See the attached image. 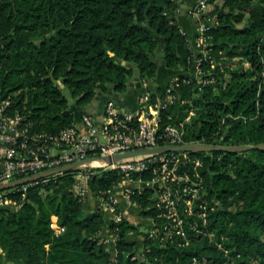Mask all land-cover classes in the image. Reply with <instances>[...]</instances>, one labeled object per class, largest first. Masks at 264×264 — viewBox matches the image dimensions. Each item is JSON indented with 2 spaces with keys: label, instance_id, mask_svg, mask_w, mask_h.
Instances as JSON below:
<instances>
[{
  "label": "trees",
  "instance_id": "16d2710c",
  "mask_svg": "<svg viewBox=\"0 0 264 264\" xmlns=\"http://www.w3.org/2000/svg\"><path fill=\"white\" fill-rule=\"evenodd\" d=\"M206 1L202 18L214 24L202 55L172 14L175 0H0V101L10 96L28 134L54 133L87 112L98 91L122 90L132 74L154 79L161 57L177 79L167 84L174 98L160 111L158 133L183 121L187 139L262 141L264 0ZM199 56L202 72L194 75ZM191 154L203 160L198 201L207 208L204 221L197 207L187 215L179 206L187 244L174 227L161 241L143 231L138 255L126 233L139 225L114 219L99 202L87 205L90 193L106 198L118 170L93 167L81 197L73 188L79 167L72 166L28 183L25 196L18 185L0 190L17 201L0 206V264H264V148ZM131 197L141 214L171 224L158 215L152 190ZM111 211L121 210L115 203ZM53 214L64 226L59 233L50 225ZM106 230L114 240H104Z\"/></svg>",
  "mask_w": 264,
  "mask_h": 264
},
{
  "label": "built area",
  "instance_id": "2783aa9c",
  "mask_svg": "<svg viewBox=\"0 0 264 264\" xmlns=\"http://www.w3.org/2000/svg\"><path fill=\"white\" fill-rule=\"evenodd\" d=\"M207 8L206 0H197L192 8V14L199 16L201 12L205 13ZM202 17L198 21V32L194 37V44L191 42L190 44L194 46L195 52L205 55L208 51L206 47L208 34L205 31L209 24H214V20L209 17L204 19ZM210 58V64L213 66V59ZM201 59L202 56L196 58L194 75L202 72ZM176 79L177 76L173 75L170 86ZM198 80L203 82L204 79L198 78ZM213 80L214 78L210 79V81ZM173 98L174 94L169 86L164 93L153 94L146 91L135 111H122L117 103L109 98L104 104L100 121H96L92 113L87 111L82 113L78 120L57 132L28 134L26 127L20 126V120L23 116L18 111L10 109L11 98L6 96L0 101V182L40 172L95 154L113 153L117 150L160 143H184L191 140H202L192 136L187 139L183 121L166 123L163 132L158 133L160 111ZM190 113L185 119L189 118ZM182 162L188 163L189 170L180 168ZM202 165L203 160L200 156L191 154V151L176 150L163 151L141 160L111 164L104 161L82 163L76 165L79 169L74 174L73 188L83 197L89 193L87 177L92 172L93 167L116 168L119 178L111 188L106 190V198L91 193L90 197H94L97 203L102 204L117 220L122 216L121 211L112 212L111 209L113 204H118L119 197L123 196L129 202L137 204L131 197L132 193L149 188L157 198L156 205L162 208L158 215L164 216L169 222L171 220V224L169 225L167 221L159 223L153 216L148 215L150 222L145 229L146 236L161 241L165 236L170 235V228L174 227L183 237L181 243L187 244L189 237H187L183 227L187 220L179 210V206H183V212L187 215L194 213V208L197 207V213L203 216L205 221L206 216L204 215L207 204L198 201L202 192V179L199 174ZM144 173H148V176L143 175ZM49 175L42 176V181L49 180L50 177H47ZM36 179L18 184L20 187L17 188H21L22 196H25L28 183ZM16 204V199L5 193H0V206H15ZM50 225L55 233L64 230V226L58 222L55 214L51 216ZM191 227L195 228V225L191 224ZM195 230L205 233L201 228H195ZM106 232L104 240H114L112 234L108 230ZM210 239H212L211 236ZM216 244L222 246L220 242H216Z\"/></svg>",
  "mask_w": 264,
  "mask_h": 264
},
{
  "label": "crops",
  "instance_id": "0c3cea01",
  "mask_svg": "<svg viewBox=\"0 0 264 264\" xmlns=\"http://www.w3.org/2000/svg\"><path fill=\"white\" fill-rule=\"evenodd\" d=\"M177 2L176 8L172 11V14L180 22L183 30L191 38V43L194 44V37L198 32V16L192 14V8L197 0H175ZM191 44V45H192ZM193 49L194 46L192 45ZM159 63V69L154 79L143 80L138 77L137 74H132L127 78L126 86L122 90H116L111 92L98 91L94 99L86 106V110L92 113L96 121H100L102 118L104 104L107 99L112 98L122 111H135L140 103L141 97L146 91H150L153 94L162 93L167 88V84L170 82L174 74L170 68L163 64L162 58H157ZM90 197V196H89ZM118 206L121 210L122 216H125L130 222L139 225L137 230H130L126 233L128 240L135 242V250L138 255H141L144 249V233L146 226L150 222L148 215L140 213L141 208L138 204H134L126 200L123 196L119 197ZM97 203L94 197H90L88 205L94 207ZM110 246L113 247V241H110ZM0 252L2 249L0 247Z\"/></svg>",
  "mask_w": 264,
  "mask_h": 264
},
{
  "label": "water",
  "instance_id": "95a60500",
  "mask_svg": "<svg viewBox=\"0 0 264 264\" xmlns=\"http://www.w3.org/2000/svg\"><path fill=\"white\" fill-rule=\"evenodd\" d=\"M204 15L203 12L199 14L197 18H201ZM121 63H126L125 59H120ZM130 65V63H126ZM134 65V64H132ZM116 79L115 77L113 78ZM113 86L112 82L108 83V90L111 91ZM251 148H264V140L259 142H239V143H224V142H208L203 140H191L184 143H160L153 145L139 146L135 148H130L126 150H117L113 153L106 154H95L74 160L70 163L62 164L55 166L40 172L23 175L19 177L12 178L7 181L0 182V190L9 188L21 183H24L29 180H33L39 177H42L47 174H52L60 170L66 169L68 167L76 166L82 163L88 162H100L104 161L106 163H116V162H125L133 160H141L158 154L167 150H176V151H211V150H223L231 152H240Z\"/></svg>",
  "mask_w": 264,
  "mask_h": 264
},
{
  "label": "rangeland",
  "instance_id": "374dc122",
  "mask_svg": "<svg viewBox=\"0 0 264 264\" xmlns=\"http://www.w3.org/2000/svg\"><path fill=\"white\" fill-rule=\"evenodd\" d=\"M240 24H242V22L238 23V25H240ZM143 80L145 81L146 79H143ZM88 204H89V203H88ZM88 204H87V205H88ZM95 204H96V202H95ZM160 243H161V242H160Z\"/></svg>",
  "mask_w": 264,
  "mask_h": 264
}]
</instances>
